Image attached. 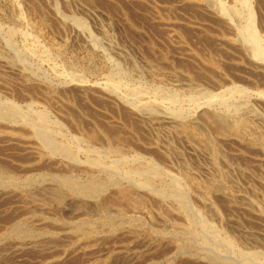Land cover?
<instances>
[{
	"label": "rangeland",
	"instance_id": "rangeland-1",
	"mask_svg": "<svg viewBox=\"0 0 264 264\" xmlns=\"http://www.w3.org/2000/svg\"><path fill=\"white\" fill-rule=\"evenodd\" d=\"M236 1L0 0V264H264V147L251 140L264 137V53L252 40L264 44V0ZM113 142L126 147L108 149ZM95 179L110 185L85 194ZM205 179H223L228 193L208 191Z\"/></svg>",
	"mask_w": 264,
	"mask_h": 264
},
{
	"label": "bare ground",
	"instance_id": "bare-ground-1",
	"mask_svg": "<svg viewBox=\"0 0 264 264\" xmlns=\"http://www.w3.org/2000/svg\"><path fill=\"white\" fill-rule=\"evenodd\" d=\"M26 1H27V0H26ZM219 1H220V0H219ZM248 1H249V0H248ZM6 2H8V1H6ZM236 2L239 3V4H241V3L238 2V1H236ZM241 2H242V1H241ZM244 2H245V1L243 0L242 4H243ZM249 2H250V1H249ZM12 3H13V2H12ZM30 3H31V1H30ZM32 3H37V2H36V1L34 2V1H33ZM10 4H11V3H10ZM14 4H15V3H14ZM37 4H38V3H37ZM212 4H216V3L214 2V3H212ZM218 4H219V3H218ZM218 4H217V6L219 7ZM242 4H241L240 6H239V5H238V6H239V7H242ZM16 5H17V4H16ZM243 5H244V4H243ZM245 5H246V3H245ZM10 6H11V5H10ZM35 6H36V5H35ZM39 6H40V5H39ZM221 6H222V3H221ZM223 6H224V4H223ZM223 6H222V7H223ZM252 6H253V5H252ZM33 7H34V6H33ZM37 8H38V5H37ZM37 8H36V10H38V12L40 11L39 13L41 14V13H42L41 10H39V9H37ZM39 8H40V7H39ZM228 8H231V7H228ZM232 8H233V7H232ZM247 8H250L249 5H248ZM219 9H221V8L219 7ZM236 9L238 10L239 8L236 6V8L234 9V12H233V13H235V11H237ZM240 9H241V8H240ZM252 9H253V8H252ZM252 9H248V10H252ZM32 10H33V12H34V8H33ZM221 10H222V9H221ZM225 10H226V8H225ZM229 10H230V9H229ZM242 10H243V9H242ZM19 11H20V10H19ZM57 11H58V9H57ZM221 12H222V11H221ZM225 12H226V11H225ZM231 12H232V11H231ZM238 12H239V11H238ZM248 12H249V11H248ZM248 12H245V13H248ZM20 13H21V11H20ZM227 13H228V12H227ZM250 13H251V12H249V14H247V16H248V15H249V16L252 15V14H250ZM36 14H37V13H36ZM40 14H38V15H40ZM58 14H60V13H58ZM18 15H20V14H18ZM240 15H242V14L240 13ZM20 16H21V15H20ZM56 16H57V14H56ZM68 16H69V15H68ZM252 16H253V15H252ZM252 16H251V18H252ZM22 17H23V15H22ZM65 17H66V15H65ZM74 17H75V16H74ZM238 17H239V16H238ZM253 17H255V16H253ZM16 18H17V16H16ZM66 18H67V17H66ZM239 18H240V17H239ZM249 18H250V17H249ZM75 19H77V17H75ZM75 19L73 18L72 20L75 21ZM255 20H256V19H255ZM62 21H65V20H62ZM74 21H73V22H74ZM81 21H82V20H81ZM81 21H80V22H81ZM66 22H68V19H66ZM82 22H83V21H82ZM250 22H251V26H250V27H252V22H253V20L250 21ZM64 23H65V22H64ZM83 23H84V22H83ZM83 23H82V24H83ZM65 24H66V23H65ZM76 24H78V23H76ZM66 25H67V24H66ZM70 25H71V24H70ZM248 25H249V24H248ZM253 25H256V24L253 23ZM71 26H72V25H71ZM74 26H75V25H74ZM74 26H72V27H74ZM76 26H77V25H76ZM81 26H82V25H81ZM136 26H137V25H136ZM83 27H85V26H83ZM248 27H249V26H248ZM248 27H247V28H248ZM253 28H254V27H253ZM74 29H75V28H74ZM84 29H87V28H84ZM255 29H256V26H255V28L252 29V30H255ZM80 30H81V29H80ZM245 30H246V28H245ZM249 30H250V29H249ZM21 31H22V30H21ZM87 31H89V30H87ZM87 31H83V32H87ZM171 31H172V30H171ZM171 31H170V32H171ZM78 32H80V31L78 30ZM173 32H174V31H173ZM251 32H252V31H251ZM255 32H256V34H257V31H255ZM21 33H22V32H21ZM81 33H82V32H81ZM90 33H91V32H90ZM90 33H89V34H90ZM171 33H172V32H171ZM9 34H10V33H9ZM19 34H20V31H19ZM26 34H27V33H26ZM84 35H85V34H84ZM248 35H250L249 32H248ZM257 35H258V34H257ZM23 36H24V35H23ZM30 36H31V34H30ZM90 36H92V35H90ZM169 36H170V34H169ZM173 36H176V35H173ZM250 36H251V35H250ZM250 36H249V37H250ZM252 36H253V38L251 37L252 40L256 43V46L254 45V46L256 47V52H255V53H256L257 57H258V55L262 56V54L264 53V52H262V46H263L264 44L262 43L263 45L261 46L260 40H258V38L256 37L255 33H253ZM31 37H32V36H31ZM34 37H35V36H34ZM170 37H171V36H170ZM11 38H12V37H11ZM37 38H38V37H37ZM37 38H36V39H37ZM175 38H178V37H175ZM251 38H248V39L251 40ZM88 39H90V38H87V40H88ZM91 39H92V37H91ZM171 39H172V38H171ZM92 40H93V39H92ZM102 40H103V39H102ZM104 40H106V39H104ZM252 40H251V41H252ZM32 41H33V40H32ZM36 41H37V40H36ZM93 41H94V40H93ZM95 41H96V39H95ZM95 41H94V42H95ZM97 41H100V40H97ZM251 41H249V42H251ZM94 42H93V43H94ZM104 42H105V41H104ZM107 42H108V41H107ZM263 42H264V41H263ZM34 43H35V42H34ZM89 43H90V42H89ZM36 44H37V43H36ZM90 44H91V43H90ZM98 44H99V43H98ZM102 44H103V43H102ZM104 44H106V43H104ZM154 44H155V43H154ZM92 45H93V44H92ZM106 45H107V44H106ZM250 45H251V44H250ZM88 46H89V45H88ZM88 46H87V48H88ZM110 46H111V45H110ZM152 46H153V45H152ZM26 47H27V46H26ZM30 47H31V46H30ZM90 47H91V46H89V49H90ZM103 47H104V46H103ZM149 47H150V46H149ZM153 47H154V46H153ZM31 48H32V47H31ZM91 48H92V47H91ZM95 48H96V43H94V49H95ZM252 48H253V47H252ZM94 49H93V51H94ZM27 50H28V48H27ZM29 50H30V49H29ZM29 50H28V51H29ZM38 51H39V50H38ZM91 51H92V50H91ZM151 51H152V49H151ZM164 51H165V50H164ZM31 52L33 53V51H30L29 53H31ZM94 52H95V51H94ZM94 52H93V53H94ZM253 52H254V51H253ZM43 53H44V52H43ZM103 53H104V52H103ZM120 53H121V51H120ZM150 53H151V52H150ZM97 54H100V52L97 53ZM124 54H125V53H124ZM153 54H154V53H152V55H153ZM166 54H167V53H166ZM28 55H29V54H28ZM28 55H26V56H28ZM92 55H93V54H92ZM163 55H164V53H163ZM30 56H31V55H30ZM94 56H95V55H94ZM103 56H104V55H103ZM125 57H126V56H125ZM153 57H154V56H153ZM89 58H90V57H89ZM89 58H88V59H89ZM96 58H97V57H96ZM154 58H155V57H154ZM157 58H158V57H157ZM258 58H259V57H258ZM262 58H263V57H262ZM111 59H112V58H111ZM149 59H150V58H149ZM112 60H113V59H112ZM147 60H148V59H147ZM261 60H262V59H261ZM152 61L154 62L155 60L152 59ZM262 62H263V61H262ZM10 63H11V61H10ZM14 63H16V62H14ZM17 63H18V62H17ZM90 63H91V59H90ZM94 64H95V63H94ZM133 64H134V61H133ZM113 65H114V64H113ZM132 66H133V65H132ZM57 67H58V66H57ZM114 67H116V66H114ZM114 67H113V68H114ZM134 67H135V66H134ZM134 67H133V69H134ZM136 67H137V66H136ZM136 67H135V69H136ZM122 68H124V67H122ZM130 68H131V67H130ZM114 69H115V68H114ZM133 69L131 68V70H133ZM135 69H134V70H135ZM116 72H117V71H116ZM116 72H115V73H116ZM127 72H128V70L126 71V75L128 74ZM120 73H121V72H120ZM109 74H110V76L114 77V76L112 75L113 73H112V74L109 73ZM117 74H118L117 76L120 75L119 73H117ZM58 75H59V74H58ZM63 75H65V74H63ZM123 75H124V74H123ZM59 76H60V75H59ZM65 76H66V75H65ZM61 77H62V75H61ZM188 77H190V76H188ZM69 78H70V77H69ZM73 78H74V77H73ZM73 78H71V81L73 80ZM66 79H68V78H66ZM121 80H122V79H121ZM112 81H113V80H112ZM117 81H119V79H118ZM117 81H115V82H113V83L117 84ZM193 81H194V80H193ZM105 82H106V81H105ZM120 82L123 83L122 81H120ZM80 83H81V82H80ZM110 83H111V81H110ZM113 83H111L110 85H112ZM81 84H82V83H81ZM84 84H85V83H84ZM84 84H83V85H84ZM118 84H119V83H118ZM85 85H86V84H85ZM85 85H84V89L86 88ZM78 86H79V84H78ZM107 86H108V85H107ZM137 86H138V85H137ZM82 87H83V86H82ZM108 87H109V86H108ZM112 87H113V85H112ZM116 87L118 88V85H117ZM121 87H122V85H121ZM132 87H134V86H132ZM233 87H234V86H233ZM123 88H125V85H124ZM236 88H237V87H236ZM79 89H81V88H79ZM107 89H108V88H107ZM113 89H115V88L113 87ZM130 89H131V88H130ZM137 89H138V88H137ZM140 89H141V88H139L138 90H140ZM154 89H155V88H154ZM160 89H161V88H160ZM226 89H228V87H227ZM229 89H230V88H229ZM86 90H88V89H86ZM110 90H111V89H110ZM110 90H109V91H110ZM117 90H119V89H117ZM131 90H132V89H131ZM157 90H158V89H157ZM162 90H163V89H162ZM242 90H243V89H242ZM80 91H81V90H80ZM88 91H89V90H88ZM113 91H114V93H115V90H113ZM136 91H137V90H136ZM136 91H135V93H136ZM141 91H142V90H141ZM143 91H144V90H143ZM143 91H142V94L140 93V96H141V95H145V94H143V93H144ZM164 91H165V90H164ZM237 91H238V90H237ZM246 91H247V90H246ZM158 92H159V90H158ZM221 92H222V91H221ZM232 92H233V94H234L235 91H232ZM232 92H231V94H232ZM247 92H248V91H247ZM85 93H86V92H85ZM116 93H117V91H116ZM119 93H120V90H119ZM119 93H118V94H119ZM123 93H124V92H123ZM123 93H122V94H123ZM128 93H129V92H128ZM128 93H127V94H128ZM138 93H139V91H137V93H136L137 95H134L135 98H136V96H139ZM164 93H165V92H164ZM218 93H219V92H218ZM225 93H226V92H225ZM240 93H241V92H240ZM111 94H113V93H111ZM133 94H134V93H133ZM147 94H148V93H147ZM150 94L153 95V93H150ZM166 94H167V93H166ZM207 94H208V92L206 93V95H207ZM215 94H216V93H215ZM215 94H214V95H215ZM229 94H230V93H229ZM238 94H239V93H238ZM259 94H260V93H259ZM65 95H66V93H65ZM65 95H64V96H65ZM67 95H68V94H67ZM81 95H82V94H81ZM125 95H126V94H125ZM158 95H159V94H158ZM160 95H161V93H160ZM206 95H205V96H206ZM209 95L212 96V94H208V98H210ZM218 95H220V94H218ZM242 95H243V91H242ZM244 95H245V94H244ZM244 95H243V96H244ZM260 95H261V94H260ZM262 95H264V92L262 93ZM51 96H52V95H51ZM51 96H50V97H51ZM111 96H112V97H111ZM111 96H110V97L113 98V95H111ZM118 96H119V95H118ZM216 96H217V94H216L214 97L217 98ZM222 96H223V94H222ZM239 96H240V95H239ZM68 97H69V95H68ZM68 97H67V98H68ZM108 97H109V96H108ZM127 97L130 99V97L132 98V95H131L130 97H129V96H127ZM127 97H126V98H127ZM134 97H133V99H134ZM141 97H142V96H141ZM149 97H151V96H149ZM149 97H148V100H149ZM155 97H156V96H155ZM164 97H166V95H165ZM201 97L203 98L204 96H201ZM240 97H241V96H240ZM115 98H116V97H115ZM119 98H121V96H120ZM144 98H145V97H144ZM161 98L164 100V102L166 101L162 96H161ZM169 98H170V95H169ZM169 98H168V99H169ZM175 98H176V97H175ZM218 98H219V97H218ZM226 98H227V97H226ZM231 98H232V97H231ZM235 98H236V97H235ZM263 98H264V97H263ZM56 99H57V98H56ZM71 99H72V98H71ZM124 99H125V98H124ZM153 99H154V98H153ZM158 99H159V98H158ZM206 99H207V97H206ZM258 99H259V98H258ZM117 100H118V97H117ZM126 100H127V99H126ZM137 100H138V99H137ZM173 100H174V99H173ZM191 100H193V98L190 99V101H191ZM195 100H196V99H195ZM197 100H198V99H197ZM197 100H196V101H197ZM207 100H208V99H207ZM210 100H211V98H210ZM210 100H209V101H210ZM214 100H215V99H214ZM214 100H213V101H214ZM218 100H219V99H218ZM221 100H222V97H221ZM223 100H225V99H223ZM227 100H229V99H227ZM58 101H59V100H58ZM60 101L62 102V100H60ZM118 101H119V100H118ZM128 101H129V100H128ZM135 101H136V100H135ZM139 101H140V100H139ZM149 101H150V100H149ZM149 101L146 102V100H145V102H146L147 104L149 103ZM156 101H157V100H155V102H156ZM160 101H161V100H160ZM123 102H124V100H123ZM142 102H143V99H142V101H141V105L144 103V102H143V103H142ZM157 102H158V101H157ZM164 102H163V103H164ZM167 102H168V101H167ZM170 102H171V104H174V103H172V101H170ZM174 102H175V101H174ZM197 102H198V101H197ZM199 102H200V101H199ZM203 102H205L204 99H203ZM203 102H202L201 104H203ZM207 102H208V101H207ZM11 103H12V102H11ZM33 103H34V102H33ZM33 103H31V104H33ZM62 103H63V102H62ZM127 103L130 104V105H133V102H132V103H131V102H130V103L127 102ZM137 103H138V102H137ZM139 103H140V102H139ZM159 103L161 104V102H159ZM175 103H176V102H175ZM205 103H206V102H205ZM225 103H226L225 105H227L228 101L225 102ZM232 103H233V102H232ZM0 104H1V103H0ZM7 104H8V103H7ZM125 104H126V103H125ZM150 104H151V103H150ZM198 104H199V103H198ZM201 104H200V105H201ZM3 105H4V104H3ZM66 105H67V104H66ZM144 105L146 106V104H144ZM154 105H155V103H154ZM161 105H162V104H161ZM164 105H165V104H164ZM200 105H199V107H200ZM0 106H2V105H0ZM11 106H12V105H11ZM67 106H68V105H67ZM67 106H66V107H67ZM70 106H71V105H70ZM147 106H148V108H149V104H148ZM152 106H153V105H152ZM155 106H156V105H155ZM223 106H224V105H223ZM233 106H234V105H233ZM239 106H240V105H239ZM246 106H247V105H246ZM3 107H4V106H3ZM79 107H80V106H79ZM134 107L137 108V107H136V104H134ZM158 107H161V106H158ZM168 107H169V106H168ZM168 107H166V108H168ZM231 107H232V106H231ZM242 107H243V106H242ZM19 108H20V107H18V109H19ZM71 108H72V107H71ZM148 108H147V110H148ZM150 108H152V107L150 106ZM153 108H154V107H153ZM164 108H165V106H164ZM228 108H229V105H228ZM234 108H236V107L234 106ZM237 108H238V107H237ZM5 109H6V108H5ZM68 109H70L69 106H68ZM144 109H145V108H143V110H142V108H141L142 111H146V110H144ZM175 109H176V108H175ZM180 109H181V108H180ZM199 109H200V108H199ZM229 109H230V108H229ZM238 109H239V108H238ZM10 110H11V109H9V111H10ZM73 110H74V108H73L72 111H71L72 113H73ZM141 110L139 109V111H141ZM171 110H172V109H171ZM182 110H183V109H182ZM184 110H185V109H184ZM184 110H183V111H184ZM76 111H77V109H76ZM158 111H159V109H158ZM161 111H162V110H161ZM173 111H175V110L173 109ZM176 111H177V110H176ZM0 112H1V111H0ZM3 112H4V111H3ZM13 112H14V109H13ZM13 112H12V113H13ZM21 112H23V111H20L19 113H21ZM66 112H67V111H66ZM74 112H75V111H74ZM148 112H149V111H148ZM150 112H151V111H150ZM154 112H155V111H154ZM178 112H181V111L178 110L177 113H178ZM1 113H2V112H1ZM14 113H15V112H14ZM14 113H13V114H14ZM23 113H24V112H23ZM34 113H35V112H34ZM34 113H33V115H36V113H35V114H34ZM46 113L48 114V112H46ZM140 113H141V112H140ZM158 113H159V112H158ZM163 113H164V112H163ZM165 113H167V112H165ZM169 113H170V112H169ZM181 113H183V112H181ZM184 113H185V112H184ZM203 113H204V112H203ZM17 114H18V113H17ZM26 114H27V113H26ZM31 114H32V113H31ZM43 114H44V112H43ZM143 114H144V112H143ZM170 114H171V113H170ZM225 114H226V113H225ZM0 115H1V114H0ZM15 115H16V114H15ZM33 115H32V116H33ZM41 115H42V114H41ZM73 115H74V113H73ZM138 115H139V114H138ZM161 115H162V114H161ZM172 115H173V114H172ZM172 115H171V116H172ZM179 115H180V117L182 116L180 113H179ZM179 115H178V117H179ZM201 115H202V114H201ZM216 115L218 116V114H216ZM27 116H28V114L25 115V117H27ZM30 116H31V115H30ZM32 116H31V118H32ZM38 116H39V115H38ZM43 116H44L43 118L45 119V115H43ZM74 116H75V115H74ZM76 116H77V114H76ZM76 116H75V117H76ZM146 116H147V115H146ZM162 116H163V115H162ZM173 116H175V115H173ZM211 116H212V115H211ZM217 116H216L217 119H213V116L210 117L208 114H205V113H204V121H205L206 123H209V124L213 122L214 125H216V126L218 127V129H220V130H227V129H229V127H228L229 125L226 123L227 121H224L223 119H220V118L217 117ZM9 117H10V116H9ZM14 117L16 118V116H14ZM18 117H19V116H18ZM23 117H24V115H23ZM39 117H40L39 119H41V116H39ZM47 117H48V116H47ZM79 117H80V116H79ZM79 117H78V118H79ZM143 117H144V115H143ZM150 117H151V116H150ZM184 117H185V116H184ZM5 118H6V117H5ZM29 118H30V117H29ZM31 118H30V120H31ZM43 118H42V119H43ZM67 118H69V117H67ZM78 118H77V119H78ZM175 118H176V117H175ZM175 118H172V117L166 116V117H161V118H160V121H163L164 123H166V125H167V124H168V125H169V124H171V125H175V127L177 128V131H179L178 133L181 132V133H182L184 136H186L187 138H188V137H192L191 139H193V136L195 135L194 130L186 128V125L183 126V123H184V122L181 124V122L176 121ZM202 118H203V117H202ZM218 118H219V119H218ZM223 118H224V114H223ZM225 118H226V116H225ZM227 118H228V116H227ZM18 119H19V118H18ZM21 119H22V118H21ZM26 119H27V118H26ZM32 119H34V118H32ZM69 119H70V118H69ZM145 119H147V118H145ZM179 119H180V118H179ZM184 119H185V118H184ZM230 119H231V118H230ZM5 120H6V119H5ZM12 120H14V118H13ZM12 120H11V121H12ZM94 120L96 121L95 118H94ZM148 120L150 121V119H148ZM152 120H153V119H152ZM152 120H151V121H152ZM177 120H178V119H177ZM225 120H227V119H225ZM31 121H32V120H31ZM43 121H44V120H43ZM46 121H47V120H46ZM149 121H148V122H149ZM154 121H155V118H154ZM156 121H157V120H156ZM156 121H155V122H156ZM179 121H181V120H179ZM200 121H201V120H200ZM235 121H237V119H235ZM240 121H241V120H240ZM246 121H247V120H246ZM24 122H25V121H24ZM36 122H37V121H36ZM38 122H39V121H38ZM41 122H42V121H41ZM47 122H48V121H47ZM49 122H50V121H49ZM49 122H48V124H49ZM77 122H79V120H78ZM80 122H84L83 119H82V121H81V119H80ZM80 122H79V124H80ZM152 122H153V121H152ZM152 122H151V123H152ZM155 122H154V123H155ZM228 122H229V121H228ZM230 122H231V121H230ZM97 123H98V122H97ZM151 123H150V124H151ZM213 123H212V124H213ZM241 123H242V122H241ZM241 123H238V124H241ZM36 124H37V123H36ZM42 124H44V122H43ZM99 124H100V122H99ZM156 124H157V123H156ZM185 124H186V121H185ZM232 124H233V123H232ZM232 124L230 123V126H231ZM40 125H41V124H40ZM44 125H45V124H44ZM100 125H101V124H100ZM171 125H170L169 127H172ZM200 125L202 126V124H200ZM200 125H199V126H200ZM37 126H38V125H37ZM49 126H50V125H49ZM49 126H48V127H49ZM153 126H154V125H153ZM203 126H204V125H203ZM212 126H213V125H211V126H209V127H212ZM233 126H234V125H233ZM246 126H247V125H246ZM158 127H159V126H158ZM162 127H163V126H162ZM204 127H205V126H204ZM207 127H208V126H207ZM231 127H232V126H231ZM244 127H245V125H244ZM249 127H250V125H249ZM53 128H54V127H53ZM80 128H82V127H80ZM105 128H106V126H105ZM108 128H109V127H107V130H109ZM167 128H168V127H167ZM173 128H174V127H173ZM192 128H193V127H192ZM251 128H252V127H251ZM253 128H255V126H254ZM49 129H50V128H49ZM170 129H171V128H170ZM170 129H168V132H167V130H166V132L169 133V130H170ZM174 129H175V128H174ZM198 129H199V128H198ZM198 129L196 128L195 130H198ZM200 129H201V127H200ZM218 129H217V130H218ZM232 129H233V128H232ZM256 129H257V128H256ZM32 130H33V129H32ZM41 130H43V129H41ZM254 130H255V129H254ZM254 130H253V131H254ZM46 131H47V130H46ZM46 131H45V132H46ZM48 131H50V130H48ZM54 131H55V128H54ZM94 131H96V130H94ZM94 131H93V132H94ZM111 131H112V130H110V131H106V132H111ZM171 131H172V130H171ZM171 131H170V132H171ZM199 131H200V130H199ZM203 131H204V128H203ZM215 131H216V130H215ZM227 131H228V130H227ZM227 131H226V132H227ZM229 131H230V130H229ZM233 131H234V130H233ZM237 131H239V129H238ZM37 132H39V131L37 130ZM98 132H99V131H98ZM206 132H207V131H206ZM206 132H205V133H206ZM235 132H236V131H235ZM244 132H245V131H244ZM244 132H243V133H244ZM248 132H249V131H248ZM250 132H252V131H250ZM257 132H259V131L257 130ZM260 132H261V131H260ZM260 132H259V135L261 134ZM42 133H44V132H42ZM42 133H40V135H41ZM90 133H91V132H90ZM104 133H105V132H104ZM111 133H112V132H111ZM111 133H108L109 136L113 134V133H112V134H111ZM172 133H173V131H172ZM36 134H37V133H36ZM50 134H51V133H50ZM52 134H53V133H52ZM52 134H51V135H52ZM99 134H100V133H99ZM102 134H103V133H102ZM105 134H106V133H105ZM114 134H115V133H114ZM117 134H118V133H117ZM173 134H174V133H173ZM175 134H176V133H175ZM224 134H225V133H224ZM231 134H232V133H231ZM231 134H230V135H231ZM246 134H247V133H246ZM251 134H252V133H251ZM254 134H255V132H254ZM254 134H253V135H254ZM263 134H264V132H263ZM54 135H55V134H54ZM92 135H93V134H92ZM95 135H96V134H95ZM95 135H94V136H95ZM183 135H182V136H183ZM206 135H207V134H206ZM237 135H238V134H237ZM242 135H244V134H242ZM253 135H252V137H253ZM256 135H257V133H256ZM259 135L256 136V138H252L251 140L254 141L255 143H259L261 146L264 147V137L259 136ZM47 136H48V135H47ZM86 136H87V135H86ZM90 136H91V135H90ZM107 136H108V135H107ZM178 136H179V135H177V137H178ZM225 136H226V134H225ZM48 137H49V136H48ZM50 137H52V136H50ZM84 137H85V136H84ZM99 137H100V136H99ZM102 137H103V136H102ZM112 137L114 138V136H111V138H112ZM228 137H229V136H228ZM249 137H251V136H249ZM37 138H39V137H37ZM119 138H120V137H119ZM203 138H204V137H203ZM243 138H244V137H243ZM45 139H46V138H45ZM80 139H81V138H80ZM87 139H88V138H87ZM101 139H102V138H101ZM104 139H105V138H104ZM114 139H115V138H114ZM121 139H122V138H121ZM194 139H195V138H194ZM194 139H193V140H194ZM245 139H247V138H245ZM81 140H82V139H81ZM90 140H91V139H90ZM102 140H103V139H102ZM105 140H106V139H105ZM112 140H113V139H112ZM115 140H116V139H115ZM200 140H201V139H200ZM200 140H199V141H200ZM202 140H204V139H202ZM202 140H201V141H202ZM211 140H212V139L210 138V141H211ZM50 141H51V140H50ZM53 141H54V139H53ZM53 141H52V142H53ZM194 141H195V140H194ZM194 141H193V142H194ZM205 141H206V140H205ZM215 141L218 142L216 139H215ZM58 142H59V141H58ZM114 142H115V141H114ZM114 142H113L112 144H111V143L108 144V149L118 151V150H120L123 146H125V145H123V144H121L122 146L117 145V144L114 145V144H115ZM116 142H118V140H117ZM195 142H197V141H195ZM195 142H194V143H195ZM203 142H204V141H203ZM206 142H207V141H206ZM211 142H212V141H211ZM254 142H253V143H254ZM39 143H40V142H39ZM53 143H54V142H53ZM53 143H51V144H53ZM106 143H107V142H106ZM194 143H193V144H194ZM209 143H210V142H209ZM59 144H60V143H59ZM61 144H62V143H61ZM64 144H65V143H64ZM66 144H67V143H66ZM118 144H119V142H118ZM204 144H205V143H204ZM210 144H211V143H210ZM67 145H68V144H67ZM198 145H199V144H198ZM42 146H43V145H42ZM46 146H47V145H46ZM48 146H49V144H48ZM52 146H53V145H52ZM201 146H202V145H201ZM217 146H218V145H217ZM250 146H251V145H250ZM55 147H56V146H55ZM66 147H67V146H66ZM66 147H65V148H66ZM68 147H70V146H68ZM71 147H72V145H71ZM71 147H70V148H71ZM125 147H126V146H125ZM205 147H206V146H205ZM205 147H204V148H205ZM56 148H57V147H56ZM58 148H59V147H58ZM74 148H75V147H74ZM105 148H106V147H105ZM123 148H124V147H123ZM123 148H122V149H123ZM190 148H191V147H190ZM200 148L202 149L203 147H200ZM217 148L220 149L219 147H216V146H214V145H209V146H208V149L211 150V153H212L214 159L217 158L218 156H220V155H219V150H218ZM253 148H254V147H253ZM255 148H256V147H255ZM257 148H258V147H257ZM43 149H44V148H43ZM195 149H196V146H195ZM206 149H207V148H206ZM41 150H42V148H41ZM55 150H56V149H55ZM55 150H54V151H55ZM59 150H60V149H59ZM62 150H63V149H62ZM67 150H68V148H67ZM104 150H105V149H104ZM104 150H103V151H104ZM125 150H126V149H125ZM191 150H192V149H191ZM221 150H222V148H221ZM255 150H256V149H255ZM42 151H43V150H42ZM44 151H46V150H44ZM51 151H52V149H51ZM72 151H73V150H71V152H72ZM77 151H78V150H77ZM106 151H107V150H106ZM108 151H109V150H108ZM206 151H207V150H206ZM55 152H56V151H55ZM68 152H69V151H68ZM68 152H66V153L69 154ZM98 152H99V151H98ZM259 152H260V150H259ZM46 153H47V152H46ZM59 153H60V152H59ZM76 153H77V152H76ZM100 153H101V152H100ZM106 153H107V152H106ZM106 153H105V154H106ZM112 153H113V151H112ZM115 153H116V152H115ZM260 153H261V152H260ZM54 154H55V153H54ZM56 154H57V153H56ZM60 154H61V153H60ZM71 154H73V153H71ZM74 154H75V153H74ZM198 154H199V153H198ZM200 154H201V152H200ZM224 154H225V153H224ZM65 155H66V154H65ZM69 155H70V154H69ZM75 155H76V154H75ZM208 155H209V154H208ZM45 156H46V155H45ZM121 156H122V155H121ZM77 157H78V156H77ZM123 157H124V156H123ZM123 157H122V158H123ZM207 157H208V156H207ZM67 158H68V157H67ZM75 158H76V157H75ZM119 158H120V155H119ZM210 158H212V157H210ZM219 158H220V157H219ZM222 158H223V157H222ZM222 158H220V159H222ZM117 159H118V158H117ZM69 160H70V159H69ZM123 160H124V159H123ZM125 160H126V159H125ZM139 160H140V159H139ZM91 161H92V160H91ZM96 161H99V159H97ZM124 162H126V161H124ZM221 162H222V161H221ZM89 163H90V161H89ZM97 163H98V165H99V164L103 165V163H100V162H97ZM94 164H96V162H94ZM139 164H140V163H139ZM139 164H138V165H139ZM141 164H142V162H141ZM144 164H145V163H144ZM211 164H212V163H211ZM225 164H226V162H225ZM225 164H223L222 167H224ZM96 165H97V164H96ZM143 166H144V165H143ZM226 166H227V165H226ZM103 167L105 168V166H103ZM114 167H115V165H114ZM229 167H230V166H229ZM229 167L227 166V168H228L227 170H229ZM91 168H92V167H91ZM91 168H90V170H91ZM135 168H136V167H135ZM135 168H134V169H135ZM153 168L156 169V167H153ZM224 168H225V167H224ZM92 169H93V168H92ZM108 169H109V167H108ZM137 169H139V168H137ZM137 169H136L135 171H137ZM150 169H151V168H150ZM212 169H213V168H212ZM225 169H226V168H225ZM225 169H224V170H225ZM5 170H6V169H5ZM105 170H106V169H105ZM117 170H118V169H117ZM146 170H148V168H147ZM146 170H145V171H146ZM151 170H153V169H151ZM156 170H158V169H156ZM230 170H231V167H230ZM232 170H233V169H232ZM115 171H116V170H115ZM128 171H129V170H128ZM135 171H134V173H135ZM145 171H144V172H145ZM148 171H150V170H148ZM190 171H191V170H190ZM190 171H188L187 173H188V174H189V173H193V174H194V172H190ZM215 171H216V170H215ZM217 171H218V170H217ZM106 172H107V171H106ZM108 172H109V171H108ZM116 172H117V171H116ZM139 172H140V171H139ZM144 172H143V173L141 172V174H143V175H141V176H144V174H145ZM155 172H158V171H155ZM231 172H232V171H231ZM117 173H118V172H117ZM124 173H126V172H124ZM131 173H132V172H131ZM147 173H148V172H147ZM147 173H146V176H147ZM114 174H115V173H114ZM159 174H160V173H159ZM159 174H158V175H159ZM163 174H164V173H163ZM7 175H8V174H7ZM116 175H117V174H116ZM124 175H125V174H124ZM137 175H139V173H138ZM151 175L153 176L154 174H151ZM151 175H150V176H151ZM191 175H192V174H191ZM224 175H225V174H224ZM70 176H71V175H70ZM104 176H105V175H104ZM134 176H135V175H134ZM150 176H149V177H150ZM155 176H157V175H155ZM155 176H154V177H155ZM162 176H163V175H162ZM189 176H190V175H189ZM193 176H194V175H193ZM193 176H192V177H193ZM196 176H197V175H196ZM227 176H228V175H227ZM227 176H226V177H227ZM65 177H67V176H65ZM108 177H109V176H108ZM108 177H107V178H108ZM110 177H112V176H110ZM147 177H148V176H147ZM160 177H161V176H160ZM167 177H168V176H167ZM170 177H171V175H170ZM172 177H173V179H174L175 175H173ZM186 177H187V176H186ZM215 177H216V176H215ZM226 177H225V178H226ZM229 177H230V176H229ZM234 177H235V176H234ZM234 177H233V178H234ZM236 177H237V176H236ZM261 177H262V176H261ZM11 178H12V177H11ZM68 178H69V177H68ZM126 178H127V177H126ZM130 178H131V177H130ZM189 178H190V177H189ZM208 178H209V177H208ZM263 178H264V177H263ZM14 179H15V178H14ZM97 179H98V178H97ZM97 179L91 181L90 183H88V184H86V185H82V186H81L82 191H83L85 194H89V193L98 194V193H101V192L103 191V189H104L106 186H109V185H110V184H109V185H106V186L104 187V184H106V183H103V181L100 182V180H97ZM100 179H101V177H100ZM111 179H112V178H111ZM133 179H135V178H133ZM156 179H157V177H156ZM166 179H167V178H166ZM166 179H165V180H166ZM175 179H176V177H175ZM175 179H174V180H171V181H173V182L178 181V180H175ZM194 179H195V178H194ZM230 179L232 180V181H231V180H230V181L233 182V179H232V178H230ZM60 180H62V179H60ZM60 180H59V181H60ZM102 180H103V178H102ZM131 180H132V179H131ZM145 180H147V179H145ZM145 180H143V181H145ZM153 180H154V179H153ZM153 180H152V182H154ZM165 180H163V181H165ZM186 180H187V178H186ZM196 180H198V179L196 178ZM205 180H207V179H205ZM111 181H112V180H111ZM119 181H120V180H119ZM140 181H141V180H140ZM190 181H194V180H192V178H190ZM207 181L209 182V180H207ZM223 181H224L223 179H215V180H212V181H211V179H210V182L207 184V185H208V186H207V190H208V191H211V192H214V191H216V190H218V191H219V190H223V191L225 190V192H227L228 190L226 191V189H225V185H226V184L224 185ZM8 182H9V181H8ZM65 182H66V181H65ZM75 182H76V181H75ZM77 182H78V181H77ZM106 182H107V181H106ZM117 182H118V181H117ZM120 182H121V181H120ZM147 182H148V180H147ZM149 182H150V180H149ZM165 182H166V181H165ZM188 182H189V181H188ZM231 182H230V183H231ZM6 183H7V182H6ZM110 183H111V182H110ZM141 183H142V182H141ZM154 183H155V182H154ZM156 183H158V182H156ZM156 183H155V184H156ZM170 183H171V182H170ZM176 183H177V185H176V187H177V186L179 185V184H178L179 181L176 182ZM176 183H175V184H176ZM15 184H16V183H15ZM66 184H67V183H66ZM70 184H72V183H70ZM76 184H77V183H76ZM79 184H80V183H79ZM119 184H120V183H119ZM160 184H161V183H160ZM165 184H166V183H165ZM233 184H236V183L234 182ZM263 184H264V183H263ZM263 184H262V186H263ZM57 185H58V184H57ZM72 185H73V184H72ZM148 185H149V186H147V187H150V184H149V183H148ZM151 185H152V184H151ZM227 185H228V184H227ZM231 185H232V184H231ZM231 185H230V187H231ZM236 185H237V184H236ZM54 186H55V184H54ZM54 186H53V187H54ZM78 186H79V185H78ZM117 186H118V185H117ZM141 186H143V185H140V187H141ZM152 186H153V185H152ZM180 186H181V185H180ZM193 186H194V185H193ZM202 186H203V185H202ZM234 186H235V185H234ZM53 187H52V188H53ZM56 187H57V186H56ZM71 187H73V186H71ZM115 187H116V186H115ZM138 187H139V186H138ZM140 187H139V188H140ZM163 187H164V186H163ZM168 187H169V186H168ZM178 187H179V186H178ZM204 187H205V186H204ZM204 187H203V188H204ZM143 188H146V187H143ZM170 188H171V186H170ZM181 188H182V186H181ZM183 188H184V187H183ZM192 188H193V187H192ZM232 188H233V187H232ZM237 188H238V186H237ZM237 188L235 187V190H237ZM53 189H54V188H53ZM63 189H64V188H63ZM106 189H108V188H106ZM141 189H142V188H141ZM146 189H147V188H146ZM152 189H155V188L153 187ZM196 189H197V186H196ZM200 189H201V188H200ZM61 190H62V189H61ZM61 190L56 189V190H54L55 192H52V191H50V190H46V191L49 192V193L52 192V193L55 195L56 198L61 199L62 197H64V196H63L64 193H63ZM132 190H133V189H132ZM136 190L139 191L140 189H137V188H136ZM150 190H151V189H150ZM181 190H182V189H181ZM183 190H184V189H183ZM204 190H205V189H204ZM233 190H234V189H233ZM77 191H78V190H77ZM134 191H135V190H134ZM184 191H185V190H184ZM198 191H199V190H198ZM237 191H238V190H237ZM237 191H236V192H237ZM157 192H158V191H157ZM169 192L173 193V191H169ZM177 192H179V191H177ZM196 192H197V191H196ZM200 192H202V191H200ZM221 192H222V191H221ZM52 193H51V194H52ZM71 193H72V192H71ZM74 193H75V192H74ZM78 193H79V192H78ZM84 193H83V194H84ZM131 193H132V192H131ZM227 193H228V192H227ZM234 193H235V192H234ZM254 193H255V192H254ZM256 193H257V192H256ZM256 193H255V194H256ZM33 194H34V193H33ZM65 194H66V193H65ZM174 194H175V193H174ZM174 194H173V195H174ZM206 194H207V192H206ZM213 194H214V193H213ZM257 194H258V193H257ZM89 195H90V194H89ZM170 195H171V194H170ZM180 195H181V194H180ZM202 195H203V194H202ZM230 195H231V194H230ZM73 196H74V194H73ZM86 196H87V195H86ZM91 196H93V195H91ZM158 196H159V195H158ZM160 196H162V195H160ZM177 196H179V195H177ZM177 196H176V197H177ZM237 196H238V195H237ZM237 196H236V197H237ZM89 197H90V196H89ZM95 197H97V196H95ZM129 197H130V196H129ZM174 197H175V196H174ZM203 197H204V196H203ZM229 197H230V196H229ZM238 197H239V196H238ZM238 197H237V198H238ZM241 197H242V195H241ZM241 197H239V198H241ZM78 198H79V197H78ZM226 198H227V196H226ZM231 198H232V197H231ZM239 198H238V199H239ZM169 199H170V198H169ZM182 199H184V198L182 197ZM182 199L179 198V200H182ZM53 200H54V199H53ZM92 200H93V199H92ZM166 200H168V198H167ZM204 200H205V199H204ZM83 201H84V199H83ZM83 201H80V202H83ZM86 201H87V200H86ZM90 201H91V198H90ZM90 201H89V204L91 203ZM168 201H169V200H168ZM84 202H85V201H84ZM84 202H83V203H84ZM97 202H98V201H97ZM182 202H183V201H182ZM206 202H207V201H206ZM209 202H210V201H209ZM60 203H61V202H60ZM83 203H82V204L80 203V204L83 205V206H85L84 204H88V202H86V203H84V204H83ZM173 203H174V202H173ZM78 204H79V203H78ZM107 204H108V203H107ZM252 205H253V204H252ZM79 206H80V205H79ZM104 206H105V205H104ZM179 206L181 207V205H179ZM183 206H184V205H183ZM183 206H182L181 208H183ZM86 207H87V205H86ZM90 207H91V206H90ZM106 207H107V206H105V208H106ZM109 207H110V206H109ZM176 207H177V206H176ZM80 208L83 209V207H80ZM84 208H85V207H84ZM188 208H189V207H188ZM183 213H184V212H183ZM190 213H191V212H190ZM187 214H188V212H187ZM188 215H189V214H188ZM189 216H191V215H189ZM188 218H189V217H188ZM189 219H190V218H189ZM190 221H192V220H190ZM188 222H189V221H187V223H188ZM192 222H193V221H192ZM238 225H239V224H238ZM240 226H241V225H240ZM191 227H193V226L191 225ZM239 228H240V227H239ZM189 229H190V228H189ZM192 229H193V228H192ZM242 229H243V228H242ZM24 231H26V230H24ZM190 231H191V229H190ZM195 231H196V229L194 230V232H195ZM242 231H244V230H242ZM242 231H241V232H242ZM191 232H192V231H191ZM245 234H246V233H245ZM243 235H244V233H243ZM256 252H257V251H255L254 253H251V254L254 255ZM257 253H258V252H257ZM255 255L257 256V254H255ZM251 256H252V255H251ZM249 257H250V256L248 255V258H249ZM253 259H254V258H253ZM253 259H252V260H253ZM255 259H256V258H255ZM253 261H254V260H253ZM263 261H264V259H263ZM259 262H260V261H259ZM259 262L257 261V263H259ZM261 262H262V260H261ZM261 262H260V263H261Z\"/></svg>",
	"mask_w": 264,
	"mask_h": 264
}]
</instances>
